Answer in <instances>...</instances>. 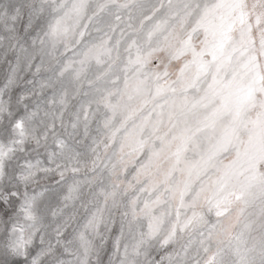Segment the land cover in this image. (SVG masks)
Wrapping results in <instances>:
<instances>
[{"label": "clouds", "instance_id": "clouds-1", "mask_svg": "<svg viewBox=\"0 0 264 264\" xmlns=\"http://www.w3.org/2000/svg\"><path fill=\"white\" fill-rule=\"evenodd\" d=\"M0 264H264V0H0Z\"/></svg>", "mask_w": 264, "mask_h": 264}]
</instances>
